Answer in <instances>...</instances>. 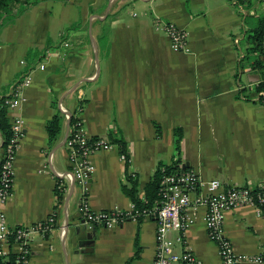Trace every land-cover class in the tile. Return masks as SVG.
<instances>
[{
	"label": "crops",
	"instance_id": "crops-1",
	"mask_svg": "<svg viewBox=\"0 0 264 264\" xmlns=\"http://www.w3.org/2000/svg\"><path fill=\"white\" fill-rule=\"evenodd\" d=\"M55 1L56 14H50L48 0H36L0 27V97L32 66L25 99L6 107L9 121L21 119L10 193L2 204L7 223L28 224L54 211L53 227L32 234L24 264H150L151 216L111 228L80 219L79 187L65 144L68 121L79 106L84 131L120 138L128 155L125 164L115 141L92 153L86 197L94 209L127 207L130 200L120 189L125 172L134 175L142 194L158 161L191 167L203 180L256 186L264 180V108L253 93L256 67L246 51L244 20L257 14L253 7L262 10L264 1ZM154 15L185 31L188 51L170 47L152 23ZM51 20L61 24L50 28ZM41 49L42 57L32 54ZM56 110L61 126L50 141L44 123ZM59 180L63 190L57 198ZM203 213L199 205L181 239L171 229L166 236L173 251L188 245L199 264H220ZM222 225L236 251L262 257L238 264H264V206L228 209Z\"/></svg>",
	"mask_w": 264,
	"mask_h": 264
},
{
	"label": "built area",
	"instance_id": "built-area-1",
	"mask_svg": "<svg viewBox=\"0 0 264 264\" xmlns=\"http://www.w3.org/2000/svg\"><path fill=\"white\" fill-rule=\"evenodd\" d=\"M152 23L161 28L168 39L170 47L188 51L185 31L175 22L154 15ZM61 47L68 46L62 40ZM260 66L256 69V76L251 81L256 82L264 78V26L258 43ZM59 51L57 50L56 53ZM42 68L43 64L39 63ZM31 81L30 70L22 73L10 86L9 91L2 96L1 103L6 107H15L25 99L22 90ZM255 98L264 99V90L253 88ZM80 107H76L68 121L65 144L67 158L71 166V178L79 187L78 211L83 222L95 223L105 227H113L125 219H136L137 214L151 216L155 221V249L150 264H170L180 261L181 264H199L200 260L188 247L177 253L173 251L172 239L166 236V231H177L176 240L182 238V232L194 221L195 209L204 206L203 220L205 231L216 247L220 264H238L242 260L261 261L260 254L236 251L223 231V216L228 209L240 205H253L257 209L264 202V180L256 186L246 184H227L216 177L200 179L191 167L173 166L161 173L157 187V200L147 209L138 210L133 203L125 208L94 209L87 201L88 177L94 169L91 155L101 148H111L114 142L106 135H89L84 131L79 116ZM21 119L15 117L10 121L11 137L0 154V264H24L30 253V239L33 233L45 234L54 225V211H50L44 218L28 223L10 225L7 223L2 204L10 193L12 168L11 162L20 134ZM120 159L128 161L126 151L119 152ZM56 192H62L63 182L55 183Z\"/></svg>",
	"mask_w": 264,
	"mask_h": 264
},
{
	"label": "trees",
	"instance_id": "trees-1",
	"mask_svg": "<svg viewBox=\"0 0 264 264\" xmlns=\"http://www.w3.org/2000/svg\"><path fill=\"white\" fill-rule=\"evenodd\" d=\"M36 0H0V27L10 22L17 14H19L27 5L35 2ZM255 17L254 22L252 25L245 27V39L248 43L246 47V51L248 53H253V58L251 64H253L255 67L260 66V53L258 48L259 38L262 32V28L264 26V12L262 14H255L253 15ZM246 17V16H245ZM245 22V20H244ZM43 49L34 51L32 54L35 55L37 52H39L38 57H42ZM31 52V49L28 50V53ZM32 66L27 65L23 70L24 72L26 70L31 69ZM254 88L257 89H263L264 90V78L256 82L254 85ZM241 89H239L238 92H240ZM242 97L247 98V95H242ZM2 96L0 97V154L3 151V147L6 145V143L9 141L11 137V128H10V121L8 120L7 116V109L6 106L1 103ZM257 101L260 102L264 108V99H262L261 96L257 98ZM61 114L58 110H56L54 113L51 114V116L46 119L44 123V127L46 130V135L48 140H53L55 136L57 135L60 126H61ZM71 119V118H70ZM180 129L174 128V144L175 147L178 146V141L180 137ZM109 138V137H108ZM111 141H115L118 145V150L123 151V141L120 138H109ZM175 162H172L170 164H165L161 161H158L154 170L152 171L149 179L144 183L142 194L139 193L137 185H136V179L134 175L130 172H125V183H121L120 189L128 196L130 202L133 203V206L138 209H147L149 208L153 203L157 200V187L159 178L161 176V173L166 170L170 169L174 165ZM125 164H127V161H125ZM61 192H56V197L60 198ZM260 207L264 206V202L259 204ZM143 216V213L137 214V220H140Z\"/></svg>",
	"mask_w": 264,
	"mask_h": 264
},
{
	"label": "rangeland",
	"instance_id": "rangeland-1",
	"mask_svg": "<svg viewBox=\"0 0 264 264\" xmlns=\"http://www.w3.org/2000/svg\"><path fill=\"white\" fill-rule=\"evenodd\" d=\"M79 1V0H78ZM81 1H83V0H81ZM264 1V0H263ZM61 2L64 4H67V5H69V0H61ZM46 3V2H45ZM47 3H51V9H50V14H56L57 13V10H58V8H57V5H58V3H57V1H55V0H48V2ZM57 3V4H56ZM259 6H261V5H259ZM264 9V8H263ZM260 10V8L259 7H253V12H256L257 14H262L263 12H264V10ZM66 14H68V13H66ZM254 19H255V17L253 16V15H246V17H245V24L247 25V26H250V25H252L253 24V22H254ZM64 20V22H66L67 21V17L65 18V19H63ZM61 23L60 22H58L57 23V21L56 20H54V21H50V24H49V27L51 28V27H54V26H59ZM63 40H65L64 38H63ZM252 56H250V58H251Z\"/></svg>",
	"mask_w": 264,
	"mask_h": 264
}]
</instances>
